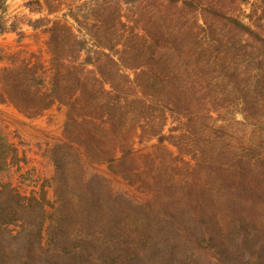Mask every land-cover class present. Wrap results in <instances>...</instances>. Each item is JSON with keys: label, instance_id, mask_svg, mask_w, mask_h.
<instances>
[{"label": "trees", "instance_id": "16d2710c", "mask_svg": "<svg viewBox=\"0 0 264 264\" xmlns=\"http://www.w3.org/2000/svg\"><path fill=\"white\" fill-rule=\"evenodd\" d=\"M142 1L27 2L38 16L22 24L42 29L44 50L9 55L0 102L27 118L58 105L68 112L63 136L43 151L51 194L0 178V264H264V223L242 210L264 208V6L250 3L246 20L220 14L237 34L215 39L196 89L156 70L161 25L151 31L140 11L128 14ZM8 17L0 0V34L18 33ZM237 57L245 68L225 62ZM2 123L0 174L20 175L27 152L19 156L22 143ZM153 139L177 168L151 170L157 191L143 197L135 173L117 167ZM168 193L181 201L169 206Z\"/></svg>", "mask_w": 264, "mask_h": 264}, {"label": "rangeland", "instance_id": "374dc122", "mask_svg": "<svg viewBox=\"0 0 264 264\" xmlns=\"http://www.w3.org/2000/svg\"><path fill=\"white\" fill-rule=\"evenodd\" d=\"M28 1L30 0H7L8 18L14 20L20 30L18 33L6 32L0 34V68L5 64L6 59L9 58L12 52L30 50L41 55L44 50L45 35L42 33V29L33 30L32 27L22 24L28 17L35 18L38 16L35 12L31 13L27 7ZM67 1L61 0L63 3ZM252 2L264 6V2L261 0H179L176 4L157 0H144L137 8H133V12L128 14L132 15V13L140 11L145 15V19L140 23V26L146 27L151 31L158 32L156 23L161 25L160 29L165 35L163 40L166 46L165 52L161 53V64L156 68V70H161V77L163 79L167 77L174 84H186V87L194 86L198 89L200 85H205L203 79L205 67L203 65L206 63L215 39L223 37L227 40L237 34L226 23V20L222 19L220 14L233 15L246 20V15L250 11V3ZM64 11L65 8L56 14L59 16ZM123 11L125 12V10ZM126 11L128 10L126 9ZM149 14L157 15L152 17L148 23ZM149 25L151 28H149ZM42 56L45 57L44 53ZM225 62H231L232 66L240 68H245L246 64L239 57L232 58L231 61L227 59ZM140 77H137L138 80ZM144 77L146 78L147 76ZM187 90L190 92L194 88ZM195 97L189 96L188 98ZM188 103L191 109L197 107L193 99L188 101ZM180 104L183 106V101H180ZM209 107L212 109L213 106L210 104ZM218 107L219 105L217 109ZM229 109L231 108L227 110ZM67 112L68 110L65 106L58 105L49 108L41 116L27 118L12 106L0 102V121L3 122V131L9 135V138L14 143H22L17 144L19 156L23 157V151L27 152L28 156H26L29 158L27 159L28 164L20 163L22 165L20 175L18 172L14 174L15 169L13 168L10 173L0 174V178L8 179L9 176H12V180L15 181L19 177L17 179L21 181L24 190H29L33 187L36 191H40L43 184L44 187L42 189L48 191V195L51 194L52 189L49 187L48 181L52 175V168L50 166L51 163L44 158L43 151L48 144L57 142L63 136V125ZM213 112L217 115L219 114L218 111L213 110ZM221 115L225 116V114ZM237 118H240V116H237ZM150 142L151 145H143L142 149H139L138 153L132 157V160H128L125 164L117 167L118 171L135 173L132 176L134 180L133 191L143 197H151L153 194L151 190L157 191L154 182L149 183L146 178L151 175V170L155 173L161 167L170 169L169 171L174 173L177 168L174 164V154L160 145L155 146L153 144L155 139ZM172 150L174 149L172 148ZM146 151H150V156L146 157L143 154ZM15 161L17 162V160ZM30 168H34V172ZM172 176L178 179L174 174ZM37 178L38 181L36 183L32 182ZM206 179V177H203V180ZM163 197L164 202L166 201L169 206L172 205V200L173 203L174 201H181L180 195L174 196L168 193ZM242 210L251 221L264 223V208L262 206L246 204L242 206ZM219 213L221 214V212Z\"/></svg>", "mask_w": 264, "mask_h": 264}]
</instances>
